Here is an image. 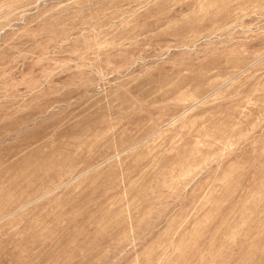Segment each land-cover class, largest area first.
Wrapping results in <instances>:
<instances>
[{
    "label": "rangeland",
    "instance_id": "obj_1",
    "mask_svg": "<svg viewBox=\"0 0 264 264\" xmlns=\"http://www.w3.org/2000/svg\"><path fill=\"white\" fill-rule=\"evenodd\" d=\"M0 264H264V0H0Z\"/></svg>",
    "mask_w": 264,
    "mask_h": 264
}]
</instances>
